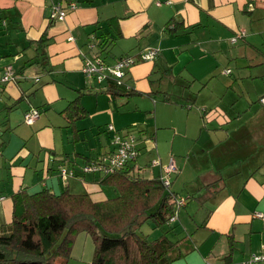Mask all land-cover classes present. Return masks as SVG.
Segmentation results:
<instances>
[{
    "label": "crops",
    "instance_id": "obj_1",
    "mask_svg": "<svg viewBox=\"0 0 264 264\" xmlns=\"http://www.w3.org/2000/svg\"><path fill=\"white\" fill-rule=\"evenodd\" d=\"M56 6L66 11L64 18H52ZM107 32L112 55L95 56L90 51ZM42 36L49 40L46 48L36 43ZM149 48L158 52L153 61L124 69L125 92L107 91L115 79L108 71L101 80L84 72L90 60L113 66L124 56L139 59ZM8 67L16 77L0 84V228L12 221L14 196L22 191L73 193L82 185L89 190L82 194L95 201L117 196L113 186L94 179L110 173L81 168L114 153L120 135L134 140L136 173L168 178L164 187L177 191L180 186L177 192L188 198L168 233L184 255L169 264H245L262 251L264 157L247 163L246 172L231 170L233 153L212 138L240 116L255 121L240 137L258 136L264 92L249 102L250 92L243 88L264 85V0H0V77ZM26 78L38 84L28 87ZM198 103L205 109H195ZM236 107L244 112H233ZM34 109L40 115L29 124L24 116ZM64 129L73 148L64 146ZM213 149L227 164L219 158L213 163ZM260 150L264 146L255 148V158ZM196 154L211 158L206 167ZM172 162L177 170L167 172ZM64 168L73 175L63 178ZM202 209L207 213L198 219L189 213L198 216ZM93 251L88 235L79 234L68 264H92Z\"/></svg>",
    "mask_w": 264,
    "mask_h": 264
},
{
    "label": "trees",
    "instance_id": "obj_2",
    "mask_svg": "<svg viewBox=\"0 0 264 264\" xmlns=\"http://www.w3.org/2000/svg\"><path fill=\"white\" fill-rule=\"evenodd\" d=\"M106 34L98 37L95 56L112 55L108 48L111 37ZM48 41L42 36L36 42L38 48H46ZM125 88L111 79L107 91L125 92ZM114 173L106 178L94 175L96 181L117 191V196L106 200L47 189L15 194L13 219L0 228V264H68L81 233L92 239V264H169L183 256L168 233L174 228L178 201L187 202L188 198L166 189L158 177L146 179L136 173L131 162ZM220 182L226 187L225 178ZM214 184L211 187L219 185ZM150 223L159 230L154 238L140 229Z\"/></svg>",
    "mask_w": 264,
    "mask_h": 264
},
{
    "label": "rangeland",
    "instance_id": "obj_3",
    "mask_svg": "<svg viewBox=\"0 0 264 264\" xmlns=\"http://www.w3.org/2000/svg\"><path fill=\"white\" fill-rule=\"evenodd\" d=\"M97 48H95V49H93L92 51H90L91 53H93L95 50H96ZM117 52V54H119L120 52L119 51H115L114 50V53H116ZM263 59V58H262ZM17 65V64H16ZM231 68H233V69H235V71H236V64H233L232 66H231ZM28 76V75H27ZM42 76V75H41ZM43 78L44 77H46V76H42ZM28 79V80H27ZM24 82H26L27 83V86L28 87H31V88H34L38 83H36L34 86H32L31 84H32V82H33V80H31L30 78H26L25 80H24ZM38 86H40V85H38ZM60 86V85H59ZM259 86V85H258ZM60 87H62V86H60ZM243 90H249V92L250 93H246V95H247V99L246 100H250L249 102H252L253 100H254V98L256 97V94H260L261 92H264V85H262V87H257V84H250V85H248L247 87H245V88H243ZM261 91V92H258V91ZM228 98H230V96L228 97ZM238 99L239 100H241V99H245L243 96H241V98L240 97H238ZM254 103H256V101L254 102ZM251 104V106L252 107H254L253 106V104L252 103H250ZM244 106H245V103H243L242 104V108H244ZM257 106V105H256ZM198 107V108H197ZM197 107H194L195 109H197V110H200V109H205V108H203V104H200V103H198V105H197ZM263 107V106H262ZM247 108H250V105H248V107ZM256 107H254V108H252L251 109V111H253L254 109H255ZM258 108H260V107H258ZM212 109H216V108H212ZM261 109V108H260ZM226 110V112L227 113H229V114H231L232 113V111H229L227 108L225 109ZM247 110H249V109H247ZM237 111H240V113H243L244 111H241L240 110V108L239 107H236V111H233V112H235V113H238ZM251 111H249V112H251ZM261 112H263L264 113V109H262L261 110ZM205 113V112H204ZM209 114V113H208ZM253 114V113H252ZM259 114H260V112H259ZM237 116V115H236ZM249 117H250V115H249ZM258 117V116H257ZM193 118V117H192ZM253 117H251L250 119H249V121L246 119V120H244L243 119V116H240V118H238L237 120H234V119H230L229 120V122H227V123H224L225 125H229L228 127H226L225 128V130H226V132L225 133H221V129L219 128V131H217V133L215 134V133H213L214 134V137L212 138V141L213 142H217V145H219V148H222V147H225V150H227V151H229L230 153H233V154H231L230 155V157H229V162L231 163V164H233V167H231L230 169L231 170H233V168H235V169H239V170H241V169H243L244 170V172H246V171H248L247 169H244V168H246L247 167V163H250L251 165H253V164H255V163H260L261 161H263V157H264V151H262V150H260V157L259 158H255V148H261V147H263L264 146V117H261V116H259L256 120H259L260 118H261V120L263 121H259V122H257L256 124H260L259 125V128L258 129H256V131H257V133H258V136H257V134H254V136L256 135L257 137L255 138V137H253L252 139L250 138V136H248L247 138H245L244 140H243V138H241L240 137V134H242V132H244L245 130H246V127H248V124H251V123H254L255 121H254V119L253 120H251ZM194 119V118H193ZM240 119V120H239ZM206 120V119H205ZM193 122V121H192ZM234 128V130L235 131H229L228 130V128ZM161 130H164V129H161ZM228 130V131H227ZM254 129H252L251 131H253ZM70 134V132H68V130L67 129H64L63 131H62V139H63V141H64V146L66 147V148H73V145H74V143L73 142H69V140H68V135ZM261 134V135H260ZM84 135V134H83ZM255 138V139H254ZM211 139V138H210ZM203 140V137L200 139V142ZM68 141V142H67ZM72 141V140H71ZM244 141V142H243ZM244 143V144H243ZM61 144V135L59 136V138H58V145H60ZM79 147L81 148V147H84L83 146V143L81 142V143H79ZM244 145V146H243ZM249 145H251V149L249 150L248 148H246V147H248ZM37 146H38V144H37ZM242 146V147H241ZM238 147V148H237ZM156 151V150H155ZM233 151V152H232ZM237 152V153H236ZM193 153V152H192ZM146 154V153H145ZM145 154H144V156H145ZM215 154H217L216 153V151L213 149L212 151H210V157H212V161H213V163L215 164H217L218 163V158H219V161H220V164H227V160H226V158L225 157H221V156H217V155H215ZM148 155V154H147ZM197 155H198V158H197V161L199 162L200 161V159H201V157L204 159V161L202 162V164H203V166L205 165V167L207 166L206 165V159L207 158H209L208 156H200V154H196V157H197ZM209 159H211V158H209ZM153 161V159H150L149 160V163L148 164H150V162H152ZM201 164V163H200ZM201 164V165H202ZM149 167H151V165L149 166ZM146 171L148 172V174H150V171L151 170H148V169H146ZM189 173H190V171H189ZM39 176V173L36 175V177H38ZM173 179H174V176L172 177ZM108 188H110L111 189V187H108ZM59 190V189H58ZM33 190H31V192H32ZM177 191L179 192V193H181L182 192V188L180 187V186H178V189H177ZM61 192V191H60ZM72 192L73 193H80V194H82V193H88L89 192V190L88 189H85L82 185H80V186H78V189H73L72 190ZM9 193H12V191L11 192H9ZM114 195V194H113ZM192 204H195L196 206L197 205H202V207H203V204L202 203H198V202H196V203H192ZM204 208V207H203ZM185 210V207L183 206V207H181V214H182V216H187V212H183ZM204 210L205 209H202V210H200V212H198L197 214H198V216L197 215H193V213L192 212H189V213H191V215L193 216V217H195V219H198V217L200 218V217H202L205 213H207V212H204ZM200 223V222H199ZM152 226H153V224L152 223H150V224H145V225H142V227L140 228L141 229V231H142V233H144V234H149V237L150 238H154L155 237V235H157L158 234V232H159V230H154L153 228H152ZM91 238L89 237V242H91Z\"/></svg>",
    "mask_w": 264,
    "mask_h": 264
},
{
    "label": "built area",
    "instance_id": "obj_4",
    "mask_svg": "<svg viewBox=\"0 0 264 264\" xmlns=\"http://www.w3.org/2000/svg\"><path fill=\"white\" fill-rule=\"evenodd\" d=\"M66 11L62 10L60 7L56 6L52 13V18H64L66 16ZM235 42V39L234 41ZM158 55V52L153 49L149 48L146 49L140 56L139 59L131 58L129 56H124L120 58L117 63L113 66L100 64L97 62L96 59L95 62L89 61L84 67V72L87 77H91L93 75H99V79L106 77V74H103V72L108 71V75H111L114 80H116L119 84H121V78L123 77L124 69H129L134 64H137L138 62H144V61H153ZM100 67H98V66ZM14 72L11 67H8L3 75L0 77V83L8 82L13 78ZM262 102L264 103V97L262 99ZM40 113L38 110H31L26 113L25 115V121L27 123H33L38 117ZM112 128V126H111ZM115 144V151L111 156L107 158H101L97 160V162L88 163L83 168H81V171L83 173H95V174H111L114 173L116 170L121 169L124 165H126L128 162H132L136 156L138 155V152L136 148H134V140L132 138H124L120 135H116L114 139ZM167 172H174L177 170L175 164L170 163L168 166H166ZM61 175L63 178H67L69 176L73 175V172L68 169H62ZM163 184L165 186H169L170 181L168 178L162 177L161 178ZM184 200L178 201V207L180 205L184 204ZM258 216H261V214H257ZM264 263V246L262 248V251L257 254H253L249 260L246 261L245 264H263Z\"/></svg>",
    "mask_w": 264,
    "mask_h": 264
}]
</instances>
